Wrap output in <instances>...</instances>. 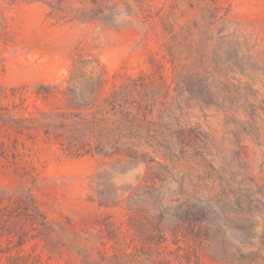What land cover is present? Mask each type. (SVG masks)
Instances as JSON below:
<instances>
[{"label": "rangeland", "instance_id": "rangeland-1", "mask_svg": "<svg viewBox=\"0 0 264 264\" xmlns=\"http://www.w3.org/2000/svg\"><path fill=\"white\" fill-rule=\"evenodd\" d=\"M0 264H264V0H0Z\"/></svg>", "mask_w": 264, "mask_h": 264}, {"label": "trees", "instance_id": "trees-1", "mask_svg": "<svg viewBox=\"0 0 264 264\" xmlns=\"http://www.w3.org/2000/svg\"><path fill=\"white\" fill-rule=\"evenodd\" d=\"M136 86V85H135ZM131 104L135 107V109L140 108V102L135 99L132 100ZM124 116L129 120V122L133 119L134 116L130 117V112H124Z\"/></svg>", "mask_w": 264, "mask_h": 264}]
</instances>
